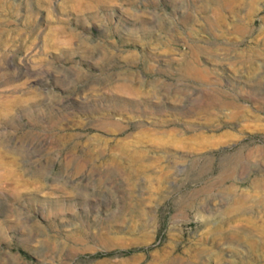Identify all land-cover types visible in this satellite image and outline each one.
Listing matches in <instances>:
<instances>
[{
    "label": "rangeland",
    "instance_id": "rangeland-1",
    "mask_svg": "<svg viewBox=\"0 0 264 264\" xmlns=\"http://www.w3.org/2000/svg\"><path fill=\"white\" fill-rule=\"evenodd\" d=\"M0 264H264V0H0Z\"/></svg>",
    "mask_w": 264,
    "mask_h": 264
},
{
    "label": "bare ground",
    "instance_id": "bare-ground-1",
    "mask_svg": "<svg viewBox=\"0 0 264 264\" xmlns=\"http://www.w3.org/2000/svg\"><path fill=\"white\" fill-rule=\"evenodd\" d=\"M191 72H193V73H197L198 75H203V73L199 70L198 71V69H195V68H191ZM259 187V189H262V188H260L261 186H258ZM260 200L262 199V198H259Z\"/></svg>",
    "mask_w": 264,
    "mask_h": 264
}]
</instances>
